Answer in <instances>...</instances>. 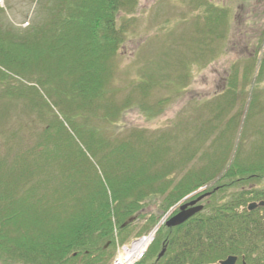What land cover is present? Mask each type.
I'll return each instance as SVG.
<instances>
[{
	"label": "trees",
	"instance_id": "1",
	"mask_svg": "<svg viewBox=\"0 0 264 264\" xmlns=\"http://www.w3.org/2000/svg\"><path fill=\"white\" fill-rule=\"evenodd\" d=\"M48 1L40 12L44 20L33 23L23 36L0 27V66L7 68L0 69V84L15 83V89L9 83L0 89V102L25 98L30 107L43 111L40 106L47 108L51 99L64 112L69 129L53 122L54 133L30 145L19 141L14 150L6 146L7 154L0 155V264H71L79 255L88 259L83 264H98L109 243L114 245L113 233L129 227L144 199L139 191L146 197L166 189L163 185L155 190V183L192 157L195 143L205 141L211 129L196 125L192 139L171 143L170 133L147 136L139 131L111 141L95 129L75 125L76 115L96 114L109 98V59L126 33L117 25L119 14L135 7L137 0ZM4 102L1 117L7 109ZM104 108L106 119H115L120 111ZM217 127L224 128L219 141L233 131L231 122L213 129ZM213 140L209 146L217 143ZM138 147L149 159L141 161ZM215 163L210 156L203 170L191 171L176 183L171 177V206L206 186L211 174L218 173L208 171ZM257 164L255 171L264 174V161ZM248 171H241L234 157L228 176ZM120 172H127L128 182L117 179ZM250 179L258 178L250 174L244 183ZM251 189L230 194L221 204L205 200L202 210L182 225L159 230L156 236L164 238L165 253L154 264H217L230 256L245 264H264V207L247 210L250 202L264 201V189ZM155 239L151 250L159 244Z\"/></svg>",
	"mask_w": 264,
	"mask_h": 264
},
{
	"label": "rangeland",
	"instance_id": "2",
	"mask_svg": "<svg viewBox=\"0 0 264 264\" xmlns=\"http://www.w3.org/2000/svg\"><path fill=\"white\" fill-rule=\"evenodd\" d=\"M49 3L0 0V27L23 36L33 23L44 20L40 12ZM119 18L117 25L126 33L118 51L109 59V98L96 114L79 117L73 111L75 125L95 129L111 141L128 139L131 133L139 131L147 136L170 133L171 143L192 139L196 125L211 129L205 141L195 143L192 157L181 163L177 159L180 164L176 170L167 173L166 180L155 183V190H161L163 185L166 189L146 197L144 190L139 191L144 199L133 211L129 227L122 234L113 233L114 245L109 243L104 258L98 262L115 264L124 247L147 237L162 222L153 235L158 246L149 249L151 242L142 257L132 263L154 264L165 246L164 238L156 234L165 231V222L178 212L179 205L209 195L217 188L221 190L197 205L203 206L205 200L221 204L230 194L247 187L264 189V174L255 171L257 163L264 161V0H137L136 6L122 10ZM0 69L7 71L3 66ZM6 83L11 89L15 87L13 81H6L0 89ZM128 101L131 106L126 107ZM3 102L7 109L0 116V155L7 154L6 146L14 150L19 141L30 145L39 142L45 133H54L53 122H62L69 129L64 112L51 99H47V108L40 106L43 111L35 105L30 107L25 98L3 99L0 109ZM104 107L120 109L119 114L115 119H106ZM228 122L234 132H225L223 140H217L224 128L213 127ZM212 139L217 143L209 146ZM225 144L226 150H222ZM193 147L194 143L190 148ZM137 151L141 161L149 159L144 149L138 147ZM171 156L166 157L170 162ZM210 156L214 162L217 160V166L207 167L208 171L219 169L218 173L211 174L206 186L171 206V177L176 183L191 171L203 170ZM234 157L241 171L249 170L247 174L228 176ZM164 162L157 163V169ZM88 173L92 176V171ZM126 174L118 173L117 179L128 182L130 176ZM250 174L258 179L244 183ZM147 251L150 255L142 262ZM86 261V257L79 255L71 264Z\"/></svg>",
	"mask_w": 264,
	"mask_h": 264
},
{
	"label": "water",
	"instance_id": "3",
	"mask_svg": "<svg viewBox=\"0 0 264 264\" xmlns=\"http://www.w3.org/2000/svg\"><path fill=\"white\" fill-rule=\"evenodd\" d=\"M209 196L208 194L202 195L198 198H196L195 200H192L186 204H182L178 206V212L171 216V218L169 220H167L165 222V227L166 228H175L177 226L182 225L184 222H186L189 218H191L192 216H194L195 214L199 213L202 210V206L201 205H197L198 202H200L201 200H203L205 197ZM261 208L264 207V201H261L259 203H251L247 206L248 211L254 210L256 208ZM162 222H160L159 224L161 225ZM157 225L154 230L151 232L153 234H155V232L158 230L160 225ZM150 233V235H151ZM165 252V248L162 249V251L159 253L158 258H161L163 256ZM237 262V258L236 257H227L226 259L220 261L218 264H236ZM244 264V263H243Z\"/></svg>",
	"mask_w": 264,
	"mask_h": 264
},
{
	"label": "bare ground",
	"instance_id": "4",
	"mask_svg": "<svg viewBox=\"0 0 264 264\" xmlns=\"http://www.w3.org/2000/svg\"><path fill=\"white\" fill-rule=\"evenodd\" d=\"M153 233L147 238L138 241L133 244L130 249L124 248L123 253L119 255L116 264H131L133 256L139 257L148 247L153 239Z\"/></svg>",
	"mask_w": 264,
	"mask_h": 264
}]
</instances>
